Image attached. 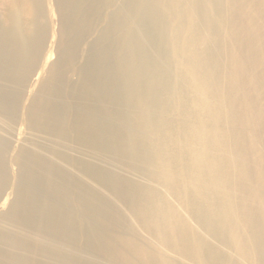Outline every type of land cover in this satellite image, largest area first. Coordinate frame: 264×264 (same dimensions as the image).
<instances>
[{
	"label": "bare ground",
	"instance_id": "obj_1",
	"mask_svg": "<svg viewBox=\"0 0 264 264\" xmlns=\"http://www.w3.org/2000/svg\"><path fill=\"white\" fill-rule=\"evenodd\" d=\"M254 67L264 0H0V264H264Z\"/></svg>",
	"mask_w": 264,
	"mask_h": 264
},
{
	"label": "rangeland",
	"instance_id": "obj_2",
	"mask_svg": "<svg viewBox=\"0 0 264 264\" xmlns=\"http://www.w3.org/2000/svg\"><path fill=\"white\" fill-rule=\"evenodd\" d=\"M52 10V14H51V16H52V18H54L55 20H53L52 18H51V21L53 22L52 23V29H57V15H56V13H55V10H54V8L53 9H51ZM51 40H53V39H51ZM238 53L240 54V51H238ZM57 56H58V54L57 53H52L50 56H49V58L51 59V60H55L56 58H57ZM262 57V56H261ZM260 69V68H259ZM258 68H253V72L254 73H257V75H259L260 77H262V78H264L263 76V73H264V71L263 70H259ZM257 71V72H256ZM260 71V72H259ZM263 102H264V100H263ZM256 120V119H255ZM258 130H259V136H258V139H259V141L257 140V146H258V148L261 150V152L263 153V155H264V120L262 119L261 120V126H259L258 127ZM262 139V140H261ZM261 140V141H260ZM16 169V166H12V169H11V172H14V170ZM33 260H31L30 262H32V261H34L35 260V258H32Z\"/></svg>",
	"mask_w": 264,
	"mask_h": 264
}]
</instances>
